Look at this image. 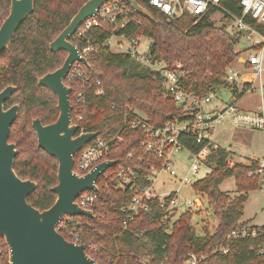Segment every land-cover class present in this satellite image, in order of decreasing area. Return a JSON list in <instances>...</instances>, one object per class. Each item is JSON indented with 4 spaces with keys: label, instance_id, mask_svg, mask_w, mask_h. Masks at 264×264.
I'll use <instances>...</instances> for the list:
<instances>
[{
    "label": "trees",
    "instance_id": "trees-1",
    "mask_svg": "<svg viewBox=\"0 0 264 264\" xmlns=\"http://www.w3.org/2000/svg\"><path fill=\"white\" fill-rule=\"evenodd\" d=\"M88 0H35L31 15L18 28L7 49L0 55V91L8 86L16 87L7 107L18 104V116L12 124L8 142L15 144L16 157L14 172L21 180L29 179L37 183V189L27 197V202L35 209L44 211L55 202L51 188L57 184V162L37 147L32 120L40 119L43 125L56 121V97L47 89L39 87L37 80L58 69L64 62L66 53H53L49 44L68 25L79 8ZM146 9L150 17L134 13L133 19L124 27L101 21L97 27L87 30L82 37L75 33L69 41L78 49L95 46L85 57L87 66L81 64L90 80L85 85L69 83L71 120L75 122L76 111L82 119L79 128L86 132H98V139L108 141L117 132L122 143L111 149L109 160L116 161L118 167H132L136 172L135 187L129 189L99 190L101 199L93 210V217H76L85 223L82 233L84 242H92L100 248L99 254L87 255L97 264H107L110 257L115 264H135V258H150V264H183L187 255H203L205 264H264V257L258 254L262 239L227 240L234 229L246 225L240 220L248 194L262 190L264 178L254 174L257 160L233 163V154L227 148L211 150L205 166L210 172L196 181L192 189L206 196L212 214L218 221L213 233L204 229L203 235L195 234L191 226L192 213L167 212L157 200L150 202V210L141 212L129 224L128 230L121 227L119 208L126 206L136 190L147 186L145 178L149 164H158L151 155L139 149L142 134L124 127L123 110L130 107L143 113L148 123L162 127L168 117L180 112L174 102L163 100L156 95L160 82L147 69L129 56L114 53L106 45L115 35L125 39L146 38L151 41L147 57L152 61H164L170 68L180 65L185 73L182 86L185 91L197 97H204L223 88H231V94L240 99L250 88L244 85L241 91L224 83V70L241 55L235 51L238 36L217 27L210 19L214 12L203 17L186 15L176 22H168L166 17L144 0H134ZM10 0H0V23L7 15ZM240 0H222V7L230 14L241 17ZM246 22L264 33L262 27L250 17ZM99 82V85H97ZM103 90L101 96L96 95ZM82 93L80 99L75 98ZM122 129V130H121ZM180 143L190 152L197 153L204 144L194 139L180 138ZM249 173L252 175L249 176ZM233 178L236 194L233 197L223 193L220 185ZM113 205V207H112ZM175 219V220H174ZM174 220V221H173ZM65 240L71 237L59 231ZM228 246L227 254L214 252L216 248ZM3 249V263L8 262V248L0 238Z\"/></svg>",
    "mask_w": 264,
    "mask_h": 264
},
{
    "label": "built area",
    "instance_id": "built-area-1",
    "mask_svg": "<svg viewBox=\"0 0 264 264\" xmlns=\"http://www.w3.org/2000/svg\"><path fill=\"white\" fill-rule=\"evenodd\" d=\"M150 6L156 8L162 13L168 22H176L182 17L189 15L193 17H203L210 12H218L224 18L234 21L233 28L229 33L237 35L245 40L249 46L247 58L237 60L242 63L247 73L241 74L231 64L224 70V83L233 86L235 84L250 85L246 93L254 91L258 94L259 104L252 110H245L238 106L235 97L231 94L228 102H221V108L207 110L206 107L214 100H217L215 93H209L200 98L184 90L182 79L185 73L181 71L180 66L170 68L164 61H152L146 55L149 47L141 50V38L125 39L112 35L106 45L114 53L129 56L139 63L141 68L149 70L155 80L160 82V89L156 95L163 100L174 102L179 110V114L171 116L162 127H155L148 123L146 116L136 109L126 107L123 110L124 127H129L133 131H139L142 134V140L139 143V149L151 155L158 161V164H149L147 167V176L145 182L147 186L136 190L131 201L119 208L122 221L123 231L128 230L132 223L141 212L150 210V202L157 200L160 207L167 212H204L208 208V201L205 195L195 192L192 186L195 182L191 181L190 175H196L202 168H206L205 160L211 150H216L219 146L214 142L215 129L220 124H227L230 127L264 132V82L261 76L264 74V33L246 22V17H250L260 25L264 30V0H240L239 6L242 9L241 17L234 16L222 7V0H144ZM129 8L120 0H110L104 4L97 12L96 16L86 20L76 31L78 37L97 27L101 21H106L118 27H124L133 19L129 15ZM213 14V13H212ZM211 17V16H210ZM95 46H87L79 49L82 57L88 56ZM80 62H75L66 76L65 80L69 83H81L85 85L89 82L90 77L81 70ZM258 80V87H254L255 81ZM65 82V81H64ZM99 85V82H97ZM234 87V86H233ZM237 90V89H236ZM241 91V90H240ZM102 89L96 91V95L101 96ZM82 97L81 92L75 94L78 100ZM77 115L73 124L78 126L82 116L80 110L76 111ZM121 129V130H122ZM120 132L108 141L98 139V136L78 151L74 156L73 171L84 176L94 170L97 165L109 161L108 156L112 148L123 140ZM87 133L85 128L77 129L76 136ZM194 139L197 144H204V147L197 153L186 150L180 143V138ZM187 151L188 160L190 161L189 170L179 179L180 185L175 190L167 191L161 194L152 192L156 179L162 175L176 179L177 170L173 167L174 157L182 151ZM174 158V159H173ZM258 168L254 173L264 178V158L257 160ZM232 166V162H229ZM117 164L107 168L96 181L97 190L85 191L81 193L75 203L77 207L84 211H91L97 208L101 199L99 190H109L112 187L117 189L132 190L135 187L136 172L132 167H118ZM252 173H249V176ZM165 181H163L164 183ZM189 187L192 195L184 196L182 189ZM264 191V187L262 189ZM113 207V205H112ZM85 223L76 217L63 216L58 223L57 231H64L70 237L72 243L84 245L85 252L99 254L100 248L94 243L84 242L82 236ZM262 239L263 243L258 254L264 257V226L254 227L244 225L232 230L227 235V240H244V239ZM228 246L221 245L214 252L227 254ZM87 255V253H86ZM88 256V255H87ZM89 257V256H88ZM107 264H115L110 257L105 258ZM0 264L3 263V249L0 247ZM122 264H127L124 262ZM135 264H150V258L136 257ZM163 264V263H161ZM183 264H205L203 255L189 253Z\"/></svg>",
    "mask_w": 264,
    "mask_h": 264
},
{
    "label": "water",
    "instance_id": "water-1",
    "mask_svg": "<svg viewBox=\"0 0 264 264\" xmlns=\"http://www.w3.org/2000/svg\"><path fill=\"white\" fill-rule=\"evenodd\" d=\"M108 1L88 0L79 8L68 25L49 44L51 52L66 53L63 64L37 81L38 86L54 94L58 110V117L52 124L43 125L39 119L32 121L37 147L54 158L58 165L57 184L51 188L56 199L44 211L33 208L27 202V197L37 189V183L29 179L21 180L13 169L17 151L15 144L8 142V136L17 118L19 105L4 110V103L16 91V87L8 86L0 91V238L8 248L9 264H97L86 255L84 245L65 240L56 227L63 216L93 217V212L79 209L75 200L85 191L97 190L99 176L116 164L113 160L105 161L84 176L73 171L75 154L99 133L87 132L76 136L78 126L71 120L70 90L64 84L75 62L87 66V60L69 39L86 20L95 17ZM120 1L134 13L150 17L149 12L136 1ZM34 2L11 0L8 16L0 26V55L7 49L20 25L32 14Z\"/></svg>",
    "mask_w": 264,
    "mask_h": 264
},
{
    "label": "rangeland",
    "instance_id": "rangeland-1",
    "mask_svg": "<svg viewBox=\"0 0 264 264\" xmlns=\"http://www.w3.org/2000/svg\"><path fill=\"white\" fill-rule=\"evenodd\" d=\"M210 19L215 22V25L217 27H224L226 31H231L234 25V21H230L229 19L224 18L223 15L218 12L213 13ZM150 43L151 41L149 39L141 38V50L144 51L145 48L150 46ZM235 51L238 52L243 58H247L249 54V46L247 42L241 37H238ZM232 65L235 69H238L241 74L247 73L242 63H237V61L235 60ZM261 80L264 82V74L261 76ZM258 84L259 81L256 80L254 83V87L257 88ZM233 86V88L237 89V92L242 89V86L240 84H235ZM214 93L217 100H214L210 105H208L206 107L207 110L213 109V107L216 106L218 108H221L222 105H220V102H228L231 98V88H223L215 91ZM236 101L238 105H242L243 107L254 108L259 104V97L256 92L251 91L248 92L242 100L240 98ZM214 140L217 144H221L225 148H228L230 146L231 150L233 151L240 150L242 152L250 154L254 153L255 156L258 157L264 156V132L238 129L230 127L227 124H220L215 129ZM174 158L173 159L175 162L173 163V167L177 170V178L172 179L171 177L166 175H162L161 177L157 178L152 190L153 193L161 194L167 191L175 190L177 187H179V179L189 170L190 161L188 160V153L186 150L175 155ZM231 159L232 164L237 163L238 161L234 157H232ZM206 168L207 169H200L196 175H190L191 181L196 182L205 177V175L210 172L209 168ZM163 181L165 182L163 183ZM220 190L230 197H233L236 194L234 179L229 178L225 180L220 185ZM182 194L184 196H190L192 195V191L187 186L182 189ZM242 218L243 220H249L248 224L252 226H257L255 224H259L260 226L264 225V191H252L248 194V199L244 205ZM190 224L193 227L195 234L198 236H202L204 229H208L210 233H213L218 224V221L212 214L211 208L208 206V208L204 212L193 213Z\"/></svg>",
    "mask_w": 264,
    "mask_h": 264
},
{
    "label": "crops",
    "instance_id": "crops-1",
    "mask_svg": "<svg viewBox=\"0 0 264 264\" xmlns=\"http://www.w3.org/2000/svg\"><path fill=\"white\" fill-rule=\"evenodd\" d=\"M247 93H245L242 97H241V100L243 99V97L246 95ZM220 105H222L223 106V104L220 102ZM239 107H241L242 109H245V110H252V109H254V108H246V107H243L242 105H238ZM213 108H218L217 106L216 107H213ZM214 142H215V140H214ZM216 143V142H215ZM217 144V143H216ZM219 147H222V148H225V147H223L221 144H217ZM227 149H229V151L233 154V157L235 158V159H237L238 161H237V163H246L247 162V160H261V159H263L264 158V156H262V157H258V156H255V154L254 153H246V152H242V151H240V150H236V151H233V150H231V147L229 146ZM245 205V204H244ZM243 217V216H242ZM240 222L241 223H246L247 225H250V224H248L249 223V220H243V218H241V220H240ZM255 225H257V226H254V227H259L260 225L259 224H255ZM250 226H252V225H250ZM261 226H264V225H261Z\"/></svg>",
    "mask_w": 264,
    "mask_h": 264
},
{
    "label": "flooded vegetation",
    "instance_id": "flooded-vegetation-1",
    "mask_svg": "<svg viewBox=\"0 0 264 264\" xmlns=\"http://www.w3.org/2000/svg\"><path fill=\"white\" fill-rule=\"evenodd\" d=\"M10 3H11V0H10V2H9V5H8V9H7V15L5 16V18L2 20V22L0 23V26H1V24L3 23V21L6 19V17L8 16V13H9V8H10ZM21 26V25H20ZM17 32V31H16ZM15 35V34H14ZM3 53V52H2ZM1 53V54H2ZM52 73V72H51ZM49 74V73H48ZM45 76V75H44ZM43 77V76H42ZM41 78V77H40ZM38 81V80H37ZM38 85V84H37ZM40 87V86H39ZM42 88H44V87H42ZM46 89V88H45ZM48 90V89H47ZM48 91H50V90H48ZM16 92V91H15ZM14 92V93H15ZM51 92V91H50ZM13 93V94H14ZM52 93V92H51ZM12 94V95H13ZM53 94V93H52ZM11 95V96H12ZM54 95V94H53ZM11 98V97H10ZM10 98L4 103V110H7V109H9L10 107H12L13 105H18V104H13V105H11V106H9V107H7V103H8V101L10 100ZM56 101H57V99H56ZM19 109H20V107H19ZM18 116V115H17ZM38 119V118H37ZM33 120H35V119H33ZM32 120V121H33ZM40 120V119H39ZM41 121V120H40Z\"/></svg>",
    "mask_w": 264,
    "mask_h": 264
}]
</instances>
